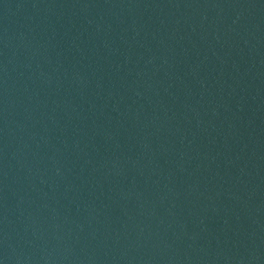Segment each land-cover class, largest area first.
Wrapping results in <instances>:
<instances>
[{"label": "water", "instance_id": "1", "mask_svg": "<svg viewBox=\"0 0 264 264\" xmlns=\"http://www.w3.org/2000/svg\"><path fill=\"white\" fill-rule=\"evenodd\" d=\"M0 264H264V0H0Z\"/></svg>", "mask_w": 264, "mask_h": 264}]
</instances>
